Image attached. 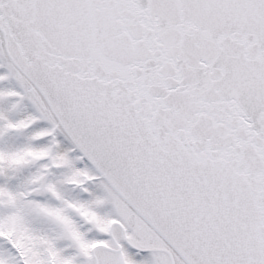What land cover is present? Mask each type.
<instances>
[{
	"label": "snow or ice",
	"instance_id": "6c2138e0",
	"mask_svg": "<svg viewBox=\"0 0 264 264\" xmlns=\"http://www.w3.org/2000/svg\"><path fill=\"white\" fill-rule=\"evenodd\" d=\"M0 264H264V0H0Z\"/></svg>",
	"mask_w": 264,
	"mask_h": 264
}]
</instances>
